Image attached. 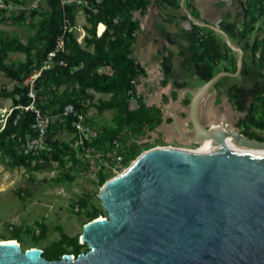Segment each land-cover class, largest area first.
<instances>
[{"label": "water", "instance_id": "95a60500", "mask_svg": "<svg viewBox=\"0 0 264 264\" xmlns=\"http://www.w3.org/2000/svg\"><path fill=\"white\" fill-rule=\"evenodd\" d=\"M202 25L229 42L221 28ZM234 49L235 70L218 71L193 95L189 138L264 148V140L232 123L204 125L196 116L205 90L222 75L238 74L242 51ZM98 198L106 215L83 224L86 251L49 259L40 247L1 239L0 264H264V154L154 146L106 179Z\"/></svg>", "mask_w": 264, "mask_h": 264}, {"label": "trees", "instance_id": "16d2710c", "mask_svg": "<svg viewBox=\"0 0 264 264\" xmlns=\"http://www.w3.org/2000/svg\"><path fill=\"white\" fill-rule=\"evenodd\" d=\"M88 1L95 6L96 11L90 7H83L85 20L88 23L84 27L86 30V34L83 35L85 45L79 41L78 35L73 29H64V12L68 15L69 24L73 26L76 22V7L74 5L63 6L60 0H47L49 10L39 28L38 37L43 40L40 46L33 45L34 39L23 43L14 38L5 40L0 38V69L6 70L18 81L11 89L0 88V96L9 97L12 100L10 109L4 114L5 117H0V119H4L0 128V151H3L14 164L30 166L58 155V150H61V147H57V141L51 140V130L56 120L57 123L61 122L67 129L73 131L76 141L74 129L68 121H60L56 114L67 103H72L85 113L81 101L83 96L89 95L88 89L111 94V98L97 103L98 109L115 107L117 110L112 116L113 124L98 129V137L88 142L87 145H92L97 149H101L106 143L110 146L113 139L125 127L130 125L142 127L146 122L150 123L149 127L152 129L161 120V113L157 107L147 106L144 103H139L134 108L130 107L131 99L137 95L135 83L138 77L144 73L142 66L135 62L131 56L132 44L138 28L137 22L132 18V12L143 9L147 0ZM246 5L249 18L239 31L242 37H246L252 31L253 23L261 16L264 24V0H246ZM100 22L104 24V28L97 35L96 28ZM194 28L198 35L201 54L205 59L212 62L226 59V53L212 30L200 33L198 29H201V26L194 25ZM59 36L62 38V47L55 51L52 57V66L42 68L35 79L37 90L35 106L50 113L54 118L56 117V120L52 121L47 129L46 147L36 154H23L20 151L19 138L35 135V130L32 128L35 113L24 108L30 104L31 98L28 95V86L24 85L22 81L33 70L41 68L48 53L56 48ZM89 46L91 49L88 48ZM33 48L35 53L32 51ZM252 50L254 59L255 52H258L255 60L256 65L261 67L264 62V30L261 38L253 42ZM8 51L25 53V60L16 69L1 65ZM232 65H235V60L232 61ZM104 66H108L110 71H102L101 68ZM61 86L64 88L59 91ZM43 96L49 97L47 106L41 103ZM250 121L259 127H264V121L253 119ZM244 132L250 137L264 139V136L252 131L244 130ZM12 134H14L13 137ZM99 180L102 183L105 181V175L101 172ZM98 214L99 211H92L90 220L97 217ZM43 234V231H40L36 236L37 239L41 238ZM18 237V232L13 230L10 238L18 239ZM67 241L72 244V250L65 249L64 244L68 243ZM79 247L77 238L72 239L62 235L59 240L43 249L42 254L49 259L59 258L65 252L78 254Z\"/></svg>", "mask_w": 264, "mask_h": 264}, {"label": "crops", "instance_id": "0c3cea01", "mask_svg": "<svg viewBox=\"0 0 264 264\" xmlns=\"http://www.w3.org/2000/svg\"><path fill=\"white\" fill-rule=\"evenodd\" d=\"M132 18L138 28L131 56L142 66L144 73L135 83L137 95L131 99L130 107L144 103L159 108L167 120L158 127V132L170 126L166 121L171 123L173 118L182 121V129L187 131L193 95L218 71L235 70L239 52L234 48H239L242 63L238 74L217 78L201 95L196 116L204 125L225 121L236 125L240 131L264 136V127L250 121H264V62L261 67L257 66L258 52L254 59L252 50L253 42L262 36L264 24L261 16L246 37L240 35L239 31L249 18L246 0H147L143 9L132 12ZM202 23L221 28L229 42L221 33ZM81 24L85 30L87 21ZM194 25L201 26L200 33L209 30L215 33L226 59L212 62L202 56ZM94 121L95 124L89 122L97 128L102 124L110 126L103 119ZM149 126L150 123L144 122L142 130L147 133L139 136L138 141H148L147 135L152 131Z\"/></svg>", "mask_w": 264, "mask_h": 264}, {"label": "rangeland", "instance_id": "374dc122", "mask_svg": "<svg viewBox=\"0 0 264 264\" xmlns=\"http://www.w3.org/2000/svg\"><path fill=\"white\" fill-rule=\"evenodd\" d=\"M3 1L7 7L0 8V38L2 40L14 38L23 43L34 39L33 45L40 46L43 40L38 37L39 28L49 10L47 0ZM74 6L76 22L73 30L80 42L85 45L83 35L86 31L81 27L83 25L81 23L85 21L83 6ZM32 51L35 53L34 48ZM24 60L25 53L8 51L1 65L16 69ZM101 70L107 72L109 67L104 66ZM17 82L6 70L0 69V88L11 89ZM63 88L61 86L59 91ZM88 93L89 95L83 96L81 101L87 120L95 124L94 119H103V122L112 125L111 119L117 109L113 107L100 110L96 106L97 103L111 98V94L94 89H88ZM47 99L49 97H41V103L45 106L48 103ZM11 105V98L0 96V117ZM56 121L51 130V140L57 141V147H61L57 156L23 166L14 164L3 151H0V240L10 238L12 231L16 230L19 236L17 240L23 249L31 246L46 249L65 235L72 239L77 238L80 244L77 251L84 252L88 249V244L80 240L83 224L90 220L91 212L94 210L99 211L97 217L106 215V210L98 198L99 189L103 184L99 180V173H103L106 180L119 171H113L109 164H103L93 155H84L75 145L73 131ZM104 126L102 124L98 128L103 129ZM142 133V127L130 125L117 136V148L124 155L122 169L140 152L154 146L202 148L201 145L197 148L194 145L186 146L172 139L165 141L161 134L158 137H150L143 143L138 141L139 136L145 135ZM110 146L106 143L101 149L107 151ZM40 231L44 234L37 239ZM67 242L64 244L66 250L72 245Z\"/></svg>", "mask_w": 264, "mask_h": 264}, {"label": "built area", "instance_id": "2783aa9c", "mask_svg": "<svg viewBox=\"0 0 264 264\" xmlns=\"http://www.w3.org/2000/svg\"><path fill=\"white\" fill-rule=\"evenodd\" d=\"M100 1V0H96ZM60 3L63 6L67 5H81L90 7L93 11H96L95 6L91 5L88 0H60ZM7 7V4L0 0V8ZM64 29L71 30L75 25L71 26L69 24L68 15L64 12ZM116 21V18H114ZM103 30V28H102ZM102 30L96 28V33L99 35ZM62 47V38L58 37L56 48L53 51H50L43 62V65L40 69H35L29 74L24 80L23 84L28 86V95L31 98L29 105L25 106V109H30L34 111L35 117L32 123V128L35 130V135H26L23 139L19 138L20 151L23 154L38 153L41 149L46 147L45 138L47 129L52 121H54V116L48 112H44L39 107L35 106L36 100V87L35 79L39 75L42 68L51 67L53 64L52 57L55 51L59 50ZM110 71V69H109ZM19 106V105H18ZM6 112V111H5ZM5 112L1 113L4 116ZM60 121L66 122L71 125L76 134L75 145L81 150L82 153L86 156L93 155L96 159L100 160L103 164H109L113 171H121L124 166V155L121 151L118 150V138L113 139L111 147L104 151L102 149H97L92 145H87L88 142L96 139L99 135V130L96 126L90 123L86 114L81 110L76 108L72 103H67L64 107L56 114ZM5 117V116H4ZM2 123L4 119H1ZM14 134H12V137ZM118 173V172H117Z\"/></svg>", "mask_w": 264, "mask_h": 264}, {"label": "flooded vegetation", "instance_id": "af4514ba", "mask_svg": "<svg viewBox=\"0 0 264 264\" xmlns=\"http://www.w3.org/2000/svg\"><path fill=\"white\" fill-rule=\"evenodd\" d=\"M164 119H165V116H163V114H161L160 122L157 125H155L152 129L150 128V130H152V131L150 132V134L148 133L147 138L156 137V135L158 137L161 134V135H163L162 138L165 141L172 139L173 141L178 142V143L183 144V145H186V146L194 145V146H196V148L200 146V143L195 142L193 140H190V138H189L191 136V134L188 133L191 129V123H190L189 119L186 122V125H188L187 131L182 129V127H183L182 123H181L182 121L173 118V122H171V123L166 121V123H169L170 126H167V128H163V130L161 132H158L157 129L159 126H162ZM165 120H167V119H165ZM146 133L147 132H145L144 134L146 135ZM240 133L246 135L244 130L240 131ZM145 135H143V136H145ZM262 140H264V139H262ZM201 146H202L201 150H204V149H206V147L208 145L203 144ZM69 246H70V249H67V250H72L73 246L72 245H69Z\"/></svg>", "mask_w": 264, "mask_h": 264}, {"label": "bare ground", "instance_id": "6f19581e", "mask_svg": "<svg viewBox=\"0 0 264 264\" xmlns=\"http://www.w3.org/2000/svg\"><path fill=\"white\" fill-rule=\"evenodd\" d=\"M103 27V24L99 25V29L101 30ZM206 144L208 145L206 149H194L196 151H213L216 149H230V150H238V151H252L259 154H264V148H250L243 145L238 144L235 141H232L228 138V140L224 141L221 139H215V140H205L204 142L200 143V145ZM219 144V145H218Z\"/></svg>", "mask_w": 264, "mask_h": 264}]
</instances>
